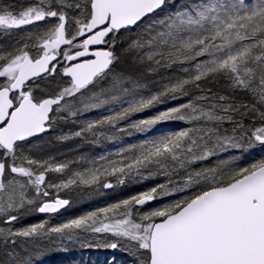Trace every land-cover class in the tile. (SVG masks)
I'll use <instances>...</instances> for the list:
<instances>
[{"label":"snow or ice","instance_id":"snow-or-ice-1","mask_svg":"<svg viewBox=\"0 0 264 264\" xmlns=\"http://www.w3.org/2000/svg\"><path fill=\"white\" fill-rule=\"evenodd\" d=\"M49 18L54 23L37 37L42 43L35 56L0 44V264H82L74 257L50 258L88 250L112 252L102 264H264V156L240 166L243 154L264 153V0H33L21 7L0 0L3 37ZM146 21L151 22L137 32ZM122 30L136 33L123 54L143 69L137 75L113 72ZM93 45L108 48L90 50ZM61 56L69 63L61 65ZM174 67L182 75L169 76L155 90L145 82L146 74ZM57 75L70 78L68 86ZM45 77L51 78V91L37 94L32 85ZM217 81L231 95L207 87ZM98 84L108 87L85 97ZM77 94L84 111L105 104L118 110L89 121L76 137L105 136L104 129L148 133L164 122L213 126L155 135L116 152L119 160L101 156L106 162L99 167L46 183L48 172L64 173L68 164L17 157V150L52 127L51 114L75 117L80 109L73 110L69 98ZM235 94L252 103L237 104ZM169 101L177 103L150 118L130 119ZM249 113L259 126L246 129ZM224 122L233 125L231 133L221 132ZM230 149L240 155L216 167L193 168ZM161 174L165 183L66 222L15 227L28 212L53 214L69 206L71 200L59 192L73 186L98 191L114 187L108 177L124 185ZM47 188L56 189L55 199H43L50 196ZM174 195L182 198L139 213Z\"/></svg>","mask_w":264,"mask_h":264},{"label":"rangeland","instance_id":"rangeland-1","mask_svg":"<svg viewBox=\"0 0 264 264\" xmlns=\"http://www.w3.org/2000/svg\"><path fill=\"white\" fill-rule=\"evenodd\" d=\"M7 4H15L18 7L26 6L33 2V0H4ZM162 15V14H161ZM151 21H146L140 26L136 31L139 32L143 28L147 27L148 23ZM54 21L49 18L47 21L38 22L33 25H26L20 29L12 30L10 37H3L0 35V44L12 51L16 48H22L28 51L30 55H36V45L42 43V41L37 40V37L42 35L50 27H52ZM136 33H129L126 31L121 32L116 37V51L119 56V61L116 63L113 72L116 74H133L137 75L143 71L142 68L137 66L132 58L128 55L123 54V49L126 48L127 43L131 37ZM31 38V39H30ZM82 39V37L80 38ZM27 45V48H25ZM106 49L108 45H105ZM62 49H67L68 46L62 45ZM61 60V65H65L69 62L64 61L63 57H59ZM188 66V65H185ZM60 67V66H58ZM182 75L178 67L172 69H161L157 73H148L144 77L145 82L148 83L152 90H155L161 82H167L169 76ZM50 77H45V80H37L32 87L36 90L37 94L40 92L46 95L51 91ZM4 78H0V82H3ZM57 81L63 80L65 83L63 86H68V79L57 75ZM47 85V86H46ZM100 87H108L107 84H98L95 88L89 86V89L85 90V97L92 95L93 92H98ZM207 87L212 89V92L217 95H231L228 92L227 85L224 81L208 82ZM103 98V97H102ZM186 99V98H185ZM237 104L248 103L251 104L252 101L249 97L240 94H235L232 97ZM70 104L73 110L80 109L75 117L68 115L66 112L52 114L53 124L52 127L45 132L43 137L32 140L26 144L23 149L17 150V157L21 155L27 156L29 158L43 161H49L53 164L67 163L68 168L64 173L48 172L46 174V183L59 184L64 180L72 177L75 172H82L87 168L99 167L102 163L106 161H101V156H106L109 159L119 160L120 157L116 156L115 153L123 148L130 147L134 144H139L146 139L152 138L155 135L161 133H172L187 128H202V127H212V123L204 124L203 122L197 124H189L186 122H164L156 125L148 133L135 132L132 129H128L127 132H115L104 129L105 136L94 137L92 133H85L80 137H76L74 133L85 127L89 121H94L101 119L103 116L110 115L113 111L118 110V105L115 104H105L99 108L90 109L88 111L83 110V105L80 103L81 97L77 94L76 98H69ZM177 101H169L168 104L158 105L155 108L145 110L141 113L134 114L130 119L136 121L139 119L150 118L157 114L158 111L164 110L168 106L175 105ZM224 115V113H219ZM254 114L249 113L244 117V124L246 129H252L258 125V121L253 118ZM236 119H239L237 116ZM126 121L121 122L119 127H125ZM233 125L224 122L220 128L221 132L231 133ZM225 133V134H227ZM107 135H114L116 138L107 139ZM63 137H67L64 139ZM259 150L257 149L256 152ZM253 152L252 155L243 154L240 160V166H247L250 163L255 162L256 159L264 156V153L259 155ZM232 155H240L236 150H228L226 152L218 153L216 156L210 157L205 161H197L193 168L195 170H200V168L216 167L220 161L229 160ZM11 162V161H9ZM17 164H21L22 161L17 159ZM22 166L27 167L26 163ZM39 171V169H37ZM10 178V177H9ZM109 182L113 183L114 187L111 189H99L98 191L90 188H76L73 186L70 190H63L59 192L60 198L70 199L71 204L67 206L61 213L56 216L41 217L39 212L31 211L26 213L19 223L15 224L16 228L29 226L31 224L40 223L45 220L48 221L50 225H57L66 222L69 219L78 217L87 212L94 211L97 208L108 206L112 203L118 202L123 199L130 198L133 195H137L150 188L157 186L160 183L166 182V177L161 174L156 176L154 179L140 180L136 178L135 180H127L124 185H116L115 177H108ZM173 179L180 180L181 177L173 176ZM43 187V186H42ZM50 196L44 197V200L55 199L57 191L55 188H47ZM87 193H92L87 195ZM34 193H30V198ZM182 198L181 196L163 197L161 199L152 201L142 208L139 209V213L150 211L157 207H163L166 204L173 203L176 199ZM139 213H134V218L138 221ZM112 255L110 251L104 250H88V251H77L73 252L70 257H51V260L67 259L71 260L73 257L76 261H82V264H102L106 257ZM117 255H120L117 253Z\"/></svg>","mask_w":264,"mask_h":264},{"label":"water","instance_id":"water-1","mask_svg":"<svg viewBox=\"0 0 264 264\" xmlns=\"http://www.w3.org/2000/svg\"><path fill=\"white\" fill-rule=\"evenodd\" d=\"M123 32V30L121 31ZM85 37H82V39H84ZM90 50H106V47L105 45H93V46H90ZM59 59V58H58ZM66 79L70 80V78L68 77H65ZM38 80V78H37ZM52 115V114H51ZM45 134L44 133H41V134H38L36 137H33V138H30V141L32 140H36V139H39L41 137H43V135ZM66 208V207H65ZM65 208H62L60 209V211L58 213H53V214H47V213H40L42 216H49V217H52V216H56L58 215L60 212H62Z\"/></svg>","mask_w":264,"mask_h":264},{"label":"flooded vegetation","instance_id":"flooded-vegetation-1","mask_svg":"<svg viewBox=\"0 0 264 264\" xmlns=\"http://www.w3.org/2000/svg\"><path fill=\"white\" fill-rule=\"evenodd\" d=\"M81 40H82V39H81ZM65 46H67V45H65ZM65 65H66V64H65ZM60 213H61V212H60ZM39 214H40V213H39ZM40 216H41V217H44V216H42L41 214H40Z\"/></svg>","mask_w":264,"mask_h":264},{"label":"bare ground","instance_id":"bare-ground-1","mask_svg":"<svg viewBox=\"0 0 264 264\" xmlns=\"http://www.w3.org/2000/svg\"><path fill=\"white\" fill-rule=\"evenodd\" d=\"M67 207V206H66ZM49 217V216H48ZM53 217V216H52Z\"/></svg>","mask_w":264,"mask_h":264}]
</instances>
